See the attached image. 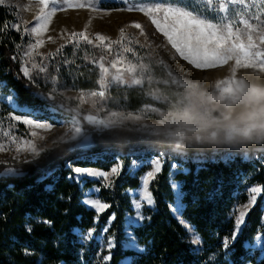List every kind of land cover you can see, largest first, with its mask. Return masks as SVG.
<instances>
[{
  "label": "trees",
  "instance_id": "trees-1",
  "mask_svg": "<svg viewBox=\"0 0 264 264\" xmlns=\"http://www.w3.org/2000/svg\"><path fill=\"white\" fill-rule=\"evenodd\" d=\"M181 3L196 8L190 1ZM18 18L14 8L0 4V27L18 23ZM27 42L22 30L9 27L0 33V93L14 92L21 103L59 108L60 97L52 95L43 83H30L21 72ZM94 80L84 81L82 88L96 89V74ZM36 93L48 99H36ZM126 96L132 109L156 103L152 98L142 99L134 89ZM237 125L238 131L209 128L152 137L114 127L102 134L93 133L89 149L62 143L17 165V174H4L7 167L0 165V264H104L102 255L108 252H101L96 239L82 243L75 229L94 228L99 234L113 214L108 234L115 238L116 246L107 264H123L129 257L132 264H264V244L262 249L248 245L258 235L264 236V193L249 211L235 241L231 240L235 207L248 201L253 185L264 187V133H248L245 124ZM85 126L91 128L87 123ZM150 148L165 153L166 159L151 182L155 205L145 210L150 219L134 229L143 248L135 253L123 247L126 215L133 213L126 190L139 187L148 167L131 174L128 154ZM117 152L122 153L124 168L110 188L95 180L81 185L70 178L75 173L69 162L72 168L109 170L117 162ZM173 161L181 163L174 176ZM172 180L181 182L182 216L201 237L202 245L190 242L188 230L170 208L175 201ZM94 185L101 186L100 197L109 205L99 214L98 222L94 221L96 211L83 203L85 190ZM225 237L229 238L227 249L223 247Z\"/></svg>",
  "mask_w": 264,
  "mask_h": 264
},
{
  "label": "rangeland",
  "instance_id": "rangeland-1",
  "mask_svg": "<svg viewBox=\"0 0 264 264\" xmlns=\"http://www.w3.org/2000/svg\"><path fill=\"white\" fill-rule=\"evenodd\" d=\"M184 1H190L193 7H196L195 9L190 8L201 15L208 17L215 15L207 11V5L201 3L200 0ZM73 2H76V0H73ZM81 2H85V0H81ZM88 2H92L94 7L65 8L62 11H58L49 21L46 30L41 34L42 46L33 51V56L37 62L41 58L36 56V52H39L43 56L51 54V58L45 61L48 64V72L42 73L40 78L36 80V83H43L52 95L60 97V107H53L57 114L55 119H49L46 116L36 117L35 119L51 123L53 125L52 128L48 130L35 129L13 121L9 118L11 109L8 108L7 104L0 105V126L3 127V131L11 133V136L8 138L0 135V143L4 145V150L0 151V165H5L7 169L10 167L15 168L21 163L36 158L28 151L18 154L16 152L17 144L12 142L11 137H15L21 146H27L24 144L27 141L35 143L38 149H44L41 153L52 150L64 143L61 141V138L65 137L66 134H71L73 128L71 121L78 114L77 110H79L81 116L92 114L100 118H105L111 112H118L120 114L119 123L116 127H125L129 130L140 132L147 137L164 134H182L188 130L209 128H222L233 131L240 129L237 124L224 123L223 114L228 110V106L232 105V116L235 118L244 108L242 97L247 96L250 89L254 86L264 87V65L259 63V59H264V55L255 59L250 65H245L244 63L237 65L235 58H233L212 68L199 69L180 56L163 33L158 31L156 26L152 24L149 17L140 11L123 10L131 6L130 4L126 5L123 3V0H88ZM133 2L139 6H146L151 3H160L166 6L170 3H175L176 0H133ZM247 2L251 6L252 0H247ZM0 4L12 7L17 11L19 17L18 23L21 24V30L28 37V42L22 52L23 66L24 61L27 59L24 53L27 51L28 44L35 40L34 35L30 34V29L37 23L36 17L39 15L38 0H4ZM104 4H117L118 6L108 7L103 6ZM257 5L259 6V0H257ZM257 10V7H253L251 13H245V16L255 14ZM229 11L230 13H237L244 10L242 5L237 4L230 6ZM236 18L239 19V17ZM251 22L259 29V32L254 34L256 44L254 51L264 54V42H261L259 39V36L264 34V16H261L260 21L252 20ZM136 23L142 26L143 34H141V29L134 27ZM25 30H27L28 34H26ZM81 32L92 39L93 44H86L81 40L79 46H75L72 42L73 34ZM97 34L107 39L103 42L97 41L95 39ZM101 43L105 46L111 44V49L94 47V45ZM62 45L64 47H61ZM127 48H131L135 52V56L131 52L126 53L124 50ZM58 49L59 52L57 51ZM117 51L125 57V61L117 62L118 68L123 69L126 66V61L131 60L137 66V78L141 79V84L128 86L127 83L110 82L107 88L101 89L98 65L102 62L105 67L110 68V71H115L111 69L110 62L116 59L115 53ZM140 64L145 65L142 75L140 74ZM49 74L56 78L55 84L48 78ZM95 74L97 75L96 83L98 87L96 89L82 88L81 85L84 81H95ZM125 76H127V73H125ZM130 89H134L135 93L142 96V99L152 98L156 103L144 104L137 109L130 108L126 96ZM101 90L105 92V97L101 98L92 95L93 92ZM0 95L16 96L14 92H1ZM213 105L217 106L213 108L211 115L220 118L215 123H184L177 118L178 113L182 110H187L201 116L206 115L209 108ZM101 106L102 110L97 111ZM15 114L19 115L21 113ZM80 123L87 128L85 126L86 121L81 119ZM245 127L247 126L245 125ZM32 132H36L37 136L33 137L31 135ZM40 137H43V139H40ZM91 146L92 143L86 149H89ZM105 154H109V152H104ZM114 155L117 162L112 167L120 165V174L124 168L122 153L117 152ZM128 156L131 157V164L129 166L131 174H136L142 167H148V170L141 175V178L148 171L152 170L150 164L152 159L159 157L162 167L166 159L165 153L153 150V148L137 152L131 151ZM93 158L95 159L96 156L94 155ZM133 160H136L138 165L135 169H133L132 165ZM173 164L176 165L172 170V175L174 176L181 169V163L173 161ZM112 167L109 170L96 167H82L109 173V176L105 180L103 177L82 175L78 182L83 185L87 180H95L101 186L110 188L115 178L119 176V174H110ZM152 181L153 179H150L148 184V191L151 194ZM173 182L180 186L181 191V182L172 180V184ZM141 184L142 181L140 180L139 187L126 190V193L131 198V202L133 200L132 194L137 193L141 189ZM101 186L94 185L85 190L83 201L85 200L86 193H89L93 189H99L92 198H98L101 203H106L100 197ZM253 187H259L261 192L259 194L251 193L250 189ZM251 188L248 193V201L237 205L240 208H243L249 202L251 195L256 196V203L259 196L264 193V187L261 185H253ZM136 199L139 200L140 197L137 195ZM174 203L175 201L172 205ZM154 205L149 206L145 203L142 206L144 217H146L145 210L154 207ZM182 212L180 213L179 221H186L187 225L190 226L185 227L183 225L188 230L192 239V232L196 234L197 232L183 218ZM248 213L249 211L247 215ZM129 215H135L134 209L133 213L126 215V218ZM174 215L177 217L175 213ZM237 215L238 212L233 211L235 218ZM75 231L78 234L80 232H87L88 230L84 231L77 228ZM132 231L134 234V229ZM99 235L100 233L97 234L94 231L93 239H96L95 237ZM107 235L110 236L108 233ZM257 237L264 236L260 234ZM256 239L254 243L248 245H252L253 248L262 249L264 241L261 242L260 246H257Z\"/></svg>",
  "mask_w": 264,
  "mask_h": 264
},
{
  "label": "snow or ice",
  "instance_id": "snow-or-ice-1",
  "mask_svg": "<svg viewBox=\"0 0 264 264\" xmlns=\"http://www.w3.org/2000/svg\"><path fill=\"white\" fill-rule=\"evenodd\" d=\"M4 0H0L3 3ZM201 3L207 5V11L214 13L212 17L201 15L199 12L192 10L187 4L181 3V0H176L175 3H170L168 5H162L160 3H151L146 6H139L134 3L133 0H123V3L130 4L131 6L126 7L123 10L127 11H140L145 16L151 19L152 24H154L158 31L163 33L168 42L173 48L180 54L183 59L194 65L199 69H208L215 67L223 62L235 58L236 64L250 65L255 59L260 58L262 55L259 52L254 51L256 44L254 41V34L259 32V29L251 21H260L261 16H264V0H259V6L257 5V0H252L251 6L247 0H200ZM242 5L243 12L230 13L229 7L235 5ZM39 8V15L36 17L37 23L30 29V34L34 35L35 40L28 44L27 51L24 55L27 59L21 68V72L25 78L29 80L30 83H35L42 73L48 72V64L45 62L51 58V54L48 56H43L39 52H36V56L41 59L39 62L36 61L33 56V51L42 46L43 41L40 39L41 34L46 30L51 18L58 12L65 8H84V7H94L92 2H81V0H38L37 4ZM257 7L258 10L255 14L245 16V13H251V9ZM236 17H239L237 19ZM239 25V26H238ZM9 27L15 29L16 31L21 30L20 23H14L8 25L7 23L0 27V33L7 30ZM134 27L141 29V34H143L142 26L139 23L134 24ZM26 34L27 30H25ZM51 39V38H49ZM95 39L97 41L103 42L107 38L97 34ZM261 42H264V34L259 36ZM81 40L86 44H93V40L90 39L85 33L81 32L78 34H73L72 42L75 46H79ZM61 47H64L63 45ZM96 48L106 47L111 49V44L94 45ZM59 52V49L57 50ZM126 53L131 52L135 56V52L131 48L124 50ZM116 59L110 62L111 69L115 71H110L109 67H105L104 63H99L100 70V80L99 84L101 89H105L109 86L110 82L127 83L128 86L141 84V79L137 78V66L132 63L131 60L126 61V66L121 69L118 68V61H125V57L121 55L119 51L115 53ZM16 59V57H13ZM103 59V58H102ZM259 63L264 65V59H259ZM140 74H143L145 65L140 64ZM58 71V69H57ZM127 73V76H125ZM53 84L56 83V78L49 74L48 77ZM93 96H99L101 98L105 97V92L103 90L99 92H93ZM36 99L44 101L48 99L39 93L34 94ZM7 104L8 108L11 109L9 118L13 121L22 123L35 129L48 130L52 128V124L46 121H40L35 119L36 117L46 116L49 119L56 118L55 109L49 105L34 106L27 103H21L15 95L3 96L0 95V105ZM102 110V106L97 111ZM15 113H21L19 115ZM77 115L72 118V131L71 134H66L65 137L61 138L64 143L71 144L74 148L86 149L92 143L93 133H104L106 130L113 129L118 126L119 123V113L111 112L105 118H100L97 115H86L81 116L79 110H77ZM83 119L87 122L91 128H85L81 125L80 121ZM0 135L8 138L11 136L10 132L3 131V127L0 126ZM33 137L37 136L36 132H32ZM43 139V137H40ZM13 143L17 144L16 152L28 151L31 152L34 157H39L44 149H38L36 144L27 141L24 142L27 146H21L20 142L16 140L15 137H11ZM4 150V145L0 143V151ZM30 162V161H26ZM151 169L146 173L144 177L141 178L142 184L141 189L137 193L132 194L133 200L132 205L135 211V215H129L125 221V241L123 242V247L126 250H131L135 253L143 252V249L139 246L136 238L133 234V229L138 228L144 219H150V217H144L142 214V206L146 203L149 206L154 205L155 201L152 194L148 191V184L150 179H154L156 174L162 169V163L159 157L154 158L150 161ZM133 169L138 167L137 161H132ZM69 167L71 172L75 173L74 178L79 181L82 175H88L93 177H103L107 180L109 173L102 171L93 170L90 168L82 167H71V162H69ZM176 165L173 164V168ZM120 170V165L114 166L111 169V175H118ZM18 169L8 168L4 174H17ZM107 186V185H106ZM172 188L175 195L174 205H170L172 211L177 215L179 219L180 213L182 212L184 206L181 203L182 193L180 191V186L173 182ZM99 189H93L89 193L85 194V200L83 203L95 209L97 216L94 217V221H99V213L106 210L109 205L106 203H101L98 198L93 199V195L98 192ZM251 193L259 194L261 189L259 187H253L250 189ZM140 199L137 200L136 196ZM256 200L255 195H251L249 202L240 208L237 206L234 212H238L235 218L234 229L231 234V240L234 242L239 235L241 226L245 221L247 212L250 211L251 207L254 205ZM115 220V214L109 217L107 224L101 230L100 235L95 237L97 243L99 244L101 252L107 251L108 255H102V260L104 264H107L111 260V249L114 248L115 238L113 236H108V230L111 227L112 221ZM43 223H49L48 221H42ZM180 223L185 227H190L187 225L186 221L180 220ZM29 232L32 230L31 227L27 229ZM95 229H89L87 232L78 233L82 243H87L93 239V232ZM264 241V237H257L256 245L260 246L261 242ZM194 245H202L203 241L201 237L192 232V240L190 241ZM223 247L227 249L229 247V238L225 237L223 241ZM252 245H249L251 248ZM28 254V253H26ZM214 259L213 256L210 260ZM124 264H132V258L129 257L124 261Z\"/></svg>",
  "mask_w": 264,
  "mask_h": 264
},
{
  "label": "clouds",
  "instance_id": "clouds-1",
  "mask_svg": "<svg viewBox=\"0 0 264 264\" xmlns=\"http://www.w3.org/2000/svg\"><path fill=\"white\" fill-rule=\"evenodd\" d=\"M244 108L236 115L232 116L233 106L229 105L228 110L223 114V122L226 124H245L248 133L259 131L264 133V87H252L249 94L242 97ZM213 105L209 108L206 115H197L187 110L178 113L177 118L184 123H215L220 118L211 115ZM246 133V134H248Z\"/></svg>",
  "mask_w": 264,
  "mask_h": 264
}]
</instances>
